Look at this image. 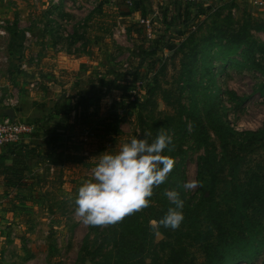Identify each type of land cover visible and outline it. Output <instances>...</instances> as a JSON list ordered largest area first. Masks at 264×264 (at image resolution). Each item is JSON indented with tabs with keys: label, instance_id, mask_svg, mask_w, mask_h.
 I'll return each mask as SVG.
<instances>
[{
	"label": "rangeland",
	"instance_id": "obj_1",
	"mask_svg": "<svg viewBox=\"0 0 264 264\" xmlns=\"http://www.w3.org/2000/svg\"><path fill=\"white\" fill-rule=\"evenodd\" d=\"M99 1H103V15L96 12ZM118 1L0 0V31L3 32L0 34V121L4 120L8 109H13L18 120L33 124L41 131L40 135L50 136L53 125V133L66 143L60 145L65 156L54 163L41 166L37 157L31 160L30 166L37 168L33 171L34 185L30 191H22L25 199L17 208L11 210L3 194L0 264H167L172 248L184 249L181 264H201L204 244L197 243L194 237L197 233L211 231L213 201L209 202L207 195L203 200L199 187L188 191L183 184L196 180L198 159L205 155L203 147L195 142L198 135L207 137V145L217 155V160L225 156L227 142L223 145L222 138L228 141L229 133H225L224 128H230L236 140L226 147V158L232 163L242 161L241 173H258L264 193V139L240 146L243 137L238 135L264 128V56H261L264 51L255 47L222 46L219 49L215 46L207 54L197 51L196 57L189 53L194 41L213 37L214 21L229 30L236 29L246 15L256 20H261L260 17L251 14L250 7L248 10L247 3L241 0L234 3L203 0L210 7V16L198 28L190 24L182 31L166 33L172 48L161 49L162 45L154 40L163 35L165 29L161 26L158 7L151 8L156 14L151 15L150 32L143 27L138 33H129V23H140L144 14L123 17L122 13H129L138 0L127 3L129 8L125 11L115 9ZM59 2L61 5L57 6ZM156 3L154 0L152 4ZM215 13L220 14L215 16ZM229 13L235 25L229 26L224 20ZM190 27L192 35L188 32ZM10 32H14L17 39L22 37V42ZM252 35L264 48V32L252 31ZM180 39L185 42L181 50ZM221 52L228 56L227 61L209 60L213 55L219 57ZM65 56L85 58L80 61L78 89L70 93L63 88L60 92H50L58 99L55 111L70 112L71 117L53 116L49 108L53 98L47 96L48 105L39 109L44 113H35L42 118H24L20 104L27 101L22 110L29 115L32 111L30 93L36 91L29 90L31 82L36 81L38 85L40 80H47L32 74L64 65ZM131 71H136L141 85L130 103L124 105L120 104L118 91H107L103 85L91 86L88 81V77H95L124 83L130 81ZM35 98L38 105L43 103L44 97ZM116 110H119L117 130L106 133L103 120ZM69 118L72 119L69 121ZM161 129L172 136L169 145L172 150L165 149L163 154L171 156L175 165L167 181L154 189L150 206L138 212L140 228H137L136 240L132 229L123 232L122 227L131 224L127 217L103 227L79 221L74 215V199L83 181L92 178V168L97 163L92 159L118 150L119 145L131 137L145 138L148 132L151 136L147 139L151 143ZM88 131L93 136L83 140V134ZM219 166L215 165V170H219ZM228 169L229 165L224 164L222 179H228ZM220 187L215 192L216 205L226 202V186L222 190ZM166 190L178 191L184 200V220L176 230L161 227L159 233H154L149 226L153 220L149 218V208L164 216L169 207H174L165 195ZM221 209L225 211L226 207L221 204ZM257 211L259 207L255 213ZM255 216H263L259 227V237H262L264 210ZM121 238L128 239L129 249L119 247ZM124 249L127 252L120 261L118 255ZM251 263L264 264V248Z\"/></svg>",
	"mask_w": 264,
	"mask_h": 264
},
{
	"label": "trees",
	"instance_id": "obj_2",
	"mask_svg": "<svg viewBox=\"0 0 264 264\" xmlns=\"http://www.w3.org/2000/svg\"><path fill=\"white\" fill-rule=\"evenodd\" d=\"M154 0H138L130 8L129 13H122L123 17L130 16H139L141 17L144 14V17H151L153 14V6L158 7V10L161 12V26L164 25V34L158 35L155 37V42L160 43L161 49L172 48V42L170 37L166 33L182 31L184 27L192 24L194 28L200 27V24L203 20L208 18L210 7L203 0H194L192 2H168L163 5L161 2H158L153 5ZM133 0H131V3ZM220 2V0L218 1ZM234 3V1L232 2ZM150 8L149 11H147ZM118 11H125L129 8L127 0H120L116 4ZM220 13H215V16H218ZM231 14H227L224 17L226 23L235 25L232 22ZM214 21L212 28L211 38H203L201 41H194L191 45L190 54L196 57L197 51L201 54H207L212 47L218 46L219 49L223 46L226 48L238 49L245 47L251 49L253 47L257 48L259 51H264V48L259 44L253 37L252 31L264 32V21L256 20L250 15H246V18L241 21L240 25L236 29H222L221 25H217ZM234 27V26H233ZM143 26L140 23H129L127 26V31L138 33ZM188 32L193 31L192 27ZM13 37L22 42V37L17 39L18 36L14 32H10ZM191 32L189 35H192ZM20 37V36H19ZM12 40V39H11ZM180 41V50L184 46L185 42L181 39ZM224 44L222 45V43ZM245 50V49H244ZM150 52H153L154 49H150ZM222 53V52H221ZM232 53V52H230ZM264 56V55H261ZM227 55L222 53L219 57L216 55L210 56L209 60H218L227 61ZM195 59V58H194ZM132 76L130 81L124 83H115L113 80L98 79L95 81L97 85L106 86V90H115L120 93L119 101L121 105L126 104L127 101L133 96L131 91L135 90V85L138 82L136 71H131ZM92 83L91 81H89ZM93 84V83H92ZM137 94V92L134 94ZM119 110L113 111L112 115L108 114L103 120L104 132L109 133L111 131L117 130L119 125ZM6 118V117H5ZM108 121V123H105ZM225 133H229L228 141L225 138H222L224 147L225 156H221L217 160V155L209 149L206 139L197 136L195 142L198 147H203L205 150V155L200 157L197 162V175L196 180L201 182L202 186H199V192L201 193V198L203 200L204 196H208L209 202L213 201L211 208L210 218L213 220L211 231L200 234L197 233L194 237L195 241L198 243H203V253L204 261L201 264H237L239 262L243 264H252L251 261L261 254L262 249L264 248V236L259 237L260 229L262 225L263 216L256 217L255 214L264 210V193L263 182L259 179L258 173H241V163L236 162L232 163L228 156L226 147L229 143L236 141L234 136H232V131L230 128H224ZM242 138L240 141V146L250 145L252 141H257L258 138L261 140L264 139V128L257 132H246L238 134ZM226 141V142H225ZM19 146H6L0 148L5 152L0 154V161L3 162L6 158L11 156L12 162L8 165H4L2 170H0V187L4 194V201L9 205L10 209L13 210L19 206V204L24 201L25 197L22 194V191H30L33 188L35 176L31 174L30 162L34 154H38V151L41 150L40 147H32L30 149H20ZM231 155V153H230ZM224 164L229 165L227 172L228 179H222L221 175L224 174ZM215 165H220L219 170H215ZM1 166V164H0ZM34 176V177H33ZM221 186V187H220ZM225 187L224 190V200L226 202L216 205L215 192L220 187V190ZM11 195V196H10ZM221 194L219 192L218 198L220 202ZM207 200V199H206ZM225 206L226 210L221 209ZM256 207H259V211L255 213ZM149 218L159 220L163 216L162 214L156 212L153 207L149 208ZM128 220L131 222L125 224L122 229L123 232L131 230V234L135 235V240L137 236V228H140L139 225V216L138 212L134 215H129ZM126 218V219H127ZM111 237H109L110 239ZM213 238V240H212ZM120 239V238H119ZM121 238V248L126 247L129 249L130 243L128 239ZM112 240V239H110ZM117 246V245H116ZM125 249L119 252V260H124ZM184 249L175 250L174 248L170 249L168 255L167 264H181L183 262ZM152 264V263H151Z\"/></svg>",
	"mask_w": 264,
	"mask_h": 264
},
{
	"label": "clouds",
	"instance_id": "obj_3",
	"mask_svg": "<svg viewBox=\"0 0 264 264\" xmlns=\"http://www.w3.org/2000/svg\"><path fill=\"white\" fill-rule=\"evenodd\" d=\"M145 138L131 137L116 151H107L93 158L92 178L78 188L74 204L75 217L88 226H110L122 222L129 215L150 206L154 189L167 181L175 161L163 154L171 151L172 136L163 129L149 143ZM202 186L195 179L183 184L191 191ZM166 197L174 207H169L159 220H151L150 228L159 233L161 227L176 230L184 220V200L176 190H166Z\"/></svg>",
	"mask_w": 264,
	"mask_h": 264
},
{
	"label": "crops",
	"instance_id": "obj_4",
	"mask_svg": "<svg viewBox=\"0 0 264 264\" xmlns=\"http://www.w3.org/2000/svg\"><path fill=\"white\" fill-rule=\"evenodd\" d=\"M241 1H244L245 3H247V5H245V6L248 7V10H249V7H250L249 11H250L251 14L259 16L260 19L264 21V6L262 8H256V7H253L248 0H241ZM104 2H107V0H104ZM238 2H240V0H238ZM36 4H37V2H36ZM59 5H61L60 2H59V4L57 6H59ZM102 5H103V1L102 2L99 1V3L96 4V7H98V9H96V12H98L99 15H103V13L101 11ZM55 9H56V7H55ZM115 9H117V8L115 7ZM99 25H100V23H99ZM63 59H64V65H60L59 64L60 67H58L56 65L55 67L50 68L47 71H39L40 75L38 73L32 74L34 77H36L38 79H40L39 76H41V77H43L42 79H44L46 77L45 79H47V80H45V81H41L40 80L38 85H37L36 81L31 82L29 90L31 92H33L34 90H36V91L33 92V93H30V96H32V98H31V102H32L31 110L32 111L30 112L29 115H28V111L24 112L22 110V108L24 107L23 105L26 104L27 101H24V102H22L20 104V114H22L24 116V118H26L28 120H30L33 116H34L33 118H42L41 115L35 116V113L36 114L44 113V110H43L44 106L48 105L47 104L48 103V99L45 98V97L52 96L50 92H55V93L57 91L60 92L62 90V88H63L64 92H66L68 90L69 93H70V91L76 90V89H78L80 87V85H81V82H80L81 77L80 76L78 77V74H79V71H80V67L79 66H81L80 65L81 64L80 61L85 60V58H82V57H78V58H76V57H70V58L66 57V58H63ZM68 61L70 62V64H68ZM74 63H75V65H74ZM57 67L59 68V71H56ZM89 73H90V71L87 72V75H89ZM94 78L88 77V81L90 80L93 83L92 84V83L88 82L89 84H91V86L92 85L93 86H97L95 81H97L98 79H96V78L94 79ZM108 80H111V79H108ZM78 95H80V93L76 94V97ZM35 97H44L43 98V103L38 105L36 103L38 101V98H35ZM52 98H53V101H52L51 105L49 106V108H50V110H52L51 112H52L53 116H57V115L66 116L67 115L69 117L70 116V112L69 113L65 112L63 114V112L55 111V106H56V103L58 102V99H56L55 95L52 96ZM27 100H30V99H27ZM41 107H43V109L39 110ZM72 114H74V113H72ZM14 119H18L17 112L15 113V118ZM71 119L72 118H69V121ZM53 120L54 119H52L51 121H53ZM51 129H52V131H50V136L47 135V134L46 135H40L41 131L39 129H36L35 134H38V135H34L33 134L31 137L25 138L24 141L20 145H18L19 146L18 151L21 152L20 149H26V148L30 149L32 147H40L41 150L38 151V154L37 155L34 154L33 156L30 155V157L32 159L37 157L39 159V162L41 163V166L49 164V163L50 164L54 163L55 160H58L60 156L64 155V152L61 150L62 147L60 145H65L66 143L65 142L63 143V142H61L59 140V138H58L59 135L57 133H53V130H54V126L53 125L51 126ZM83 138H84V136H83ZM3 152H5V149L4 150H0V154L3 153ZM44 155H45L46 158L45 157L43 158ZM11 162H12L11 156L6 158V160H4L3 162L0 161V164H1L0 170H2V167L4 165H8ZM30 167H31V174H33L34 173L33 171H36L37 168H33L32 165ZM0 178H1V176H0ZM2 197H3V192H2V189L0 187V204L3 201Z\"/></svg>",
	"mask_w": 264,
	"mask_h": 264
},
{
	"label": "built area",
	"instance_id": "obj_5",
	"mask_svg": "<svg viewBox=\"0 0 264 264\" xmlns=\"http://www.w3.org/2000/svg\"><path fill=\"white\" fill-rule=\"evenodd\" d=\"M158 2H161L163 5H165L168 2H192L194 0H157ZM229 2L238 1V0H228ZM253 7L256 8H262L264 6V0H248ZM131 3V1L127 2ZM156 12L153 14V17L155 16ZM153 17H149L150 19L144 17L140 19V24L144 27V29L147 30V32L151 31L152 28V20ZM0 34H3V32L0 31ZM150 37V35H148ZM141 82H137L135 85V90L131 91L132 98L134 97V94L137 92L136 90L140 88ZM130 100L126 102V104L130 103ZM36 131V128L33 124L26 123L24 121H20L18 119H9L4 118V120L0 121V148L6 147V146H17L20 145L25 138L31 137ZM93 133L90 131L84 133V140H87V138L92 137Z\"/></svg>",
	"mask_w": 264,
	"mask_h": 264
},
{
	"label": "water",
	"instance_id": "obj_6",
	"mask_svg": "<svg viewBox=\"0 0 264 264\" xmlns=\"http://www.w3.org/2000/svg\"><path fill=\"white\" fill-rule=\"evenodd\" d=\"M6 116H7V118L13 120L15 118V112H14V110L13 109H8L6 111ZM87 264H89V263H87Z\"/></svg>",
	"mask_w": 264,
	"mask_h": 264
}]
</instances>
